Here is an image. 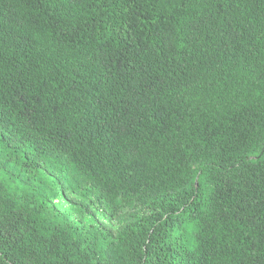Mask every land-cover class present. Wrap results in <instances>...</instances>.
Here are the masks:
<instances>
[{
  "label": "trees",
  "instance_id": "1",
  "mask_svg": "<svg viewBox=\"0 0 264 264\" xmlns=\"http://www.w3.org/2000/svg\"><path fill=\"white\" fill-rule=\"evenodd\" d=\"M0 184V264H264V0H0Z\"/></svg>",
  "mask_w": 264,
  "mask_h": 264
},
{
  "label": "rangeland",
  "instance_id": "2",
  "mask_svg": "<svg viewBox=\"0 0 264 264\" xmlns=\"http://www.w3.org/2000/svg\"><path fill=\"white\" fill-rule=\"evenodd\" d=\"M4 178L9 179V176L6 174ZM15 183L16 182L10 181L9 187L15 189L17 186ZM1 191L4 192L3 184H0V193ZM88 201L89 199L87 196L80 193H61L52 200L54 209L59 216H69L76 219H82V216H84L87 222H93L100 226L106 233L116 238L122 226V217L125 216L124 212L118 214L108 206H93L92 204L90 205Z\"/></svg>",
  "mask_w": 264,
  "mask_h": 264
}]
</instances>
